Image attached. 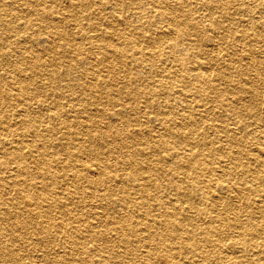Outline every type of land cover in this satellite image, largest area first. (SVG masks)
<instances>
[{"label":"bare ground","instance_id":"obj_1","mask_svg":"<svg viewBox=\"0 0 264 264\" xmlns=\"http://www.w3.org/2000/svg\"><path fill=\"white\" fill-rule=\"evenodd\" d=\"M140 1L125 0L124 3L128 6L136 5V9H139L137 16L139 23H136V30L130 32V37L129 34L128 37L124 35L117 37L118 33L112 21L108 20L105 27L92 23L95 14L103 16L106 13L103 0H0V33L3 36L0 37V46L7 41L6 31L17 36L13 40L15 49L8 54L13 59L7 62L16 72H12L10 80L0 76V86L4 85L0 88V98L6 107L0 112V132L6 131L0 138V161L5 164L4 170H0L2 173L0 180L7 182L3 187L9 192L15 188L20 189L22 196L31 200L33 208L39 209L37 217L41 215L42 209L46 214L49 213L52 204H62L61 198L71 199L75 192L84 193L86 197L95 201L94 214L97 216L76 218L80 230H75L67 224L66 219H58L60 224L57 225L56 219L32 222L29 221L30 218L23 217V215L29 216L28 214H22V217L14 214L9 223L14 230L22 234H8L6 238L1 221L6 220L10 209L9 202L3 201L0 203V207L4 209L0 212V264L9 257L14 264H37L35 261L37 255L23 262L24 248L33 244L26 242L30 240L26 234L28 232L41 234L46 242L49 238L50 242L55 241L59 236L66 238V242L59 246L60 250L54 252L51 257H47L46 250L39 248L41 256H45L39 264H167L168 261L171 262L170 264H264L263 116L257 117L251 114L253 121L259 124L255 130L258 133L255 134L261 139L241 141L242 137L226 130L225 136L229 144L218 143L216 146L202 138V140L198 139L199 149L196 151L190 145L186 149L184 145L180 147L172 145L167 149L149 150L148 142L145 147L140 146L142 144L140 132L117 124L122 121L123 116H126L125 108L128 107L127 100L120 101L121 91L125 85L126 92L131 94L128 98L150 96L149 101L154 102L155 95L168 93L173 95L175 109L178 110L181 106L184 107L186 102L182 99L185 94L171 92L164 84L163 78L157 80L155 87L147 86L145 82L141 83L144 85L142 90L137 86L128 87V84L140 83L141 77L147 73L144 70L145 66L154 65L156 61L153 53L163 50L160 44L162 45L163 36L167 32L159 34L156 31L154 36L150 35L149 33L152 32L147 31V28L151 18H156L157 24L160 18L156 17L158 14L169 15L173 24L177 26L180 36L188 32V23L183 16L185 12L180 6L172 5L166 0H150L152 4L147 3V5L155 11L151 16L149 10L145 11L147 9L145 4ZM203 1L209 6V15L216 9L210 3L218 1L223 8L228 5L227 0ZM52 7L57 10L54 12L56 16L49 13ZM10 13H14L16 25L8 18ZM254 18L255 16H249L232 20V17H229V24H221L219 19L214 17L210 20V27L226 30L223 39L231 40L238 46L245 45L249 41L264 44V23H259V19ZM69 20L75 23L73 24L76 29L75 35L71 33L69 24L66 25ZM40 23L51 24L46 36L48 39L42 38L46 41L42 47L38 43L39 36L44 31ZM28 26L38 29L32 34H25L24 28ZM191 28L192 32L198 34L202 32L200 23L196 22ZM84 29L87 31L85 32ZM258 29L262 31L259 32ZM247 30L249 31L246 32ZM59 31H63L65 35L62 41L57 37ZM81 31L82 36H80ZM78 38L80 40L76 42L75 39ZM203 39V36L197 41L189 42L173 39L166 47L171 51L177 48L181 52L185 49L186 52L183 54L169 51L167 55L175 62V66L188 69L192 65L190 70H193L195 66L193 63L197 60L193 57L195 52L191 45H195L197 50L203 53L204 59L212 58L206 46L200 42ZM32 41H36L37 44L33 46ZM129 43L133 50L127 48ZM69 45L75 46L78 52L70 50ZM251 48L246 46V50L243 49L244 53L235 54L234 59L238 62L235 65L236 70L224 67L217 71V76L222 77L223 81H231L228 89L237 95L228 99L230 108L243 105L248 96L257 95L260 85L257 80L260 78L253 80L246 74V67L256 71L259 66H263L264 54L258 56ZM149 50L151 53L148 52ZM94 52L102 55L103 60L108 64L111 63L108 61L110 58L113 62H120L126 67V74L131 73L125 76V84L119 82L120 85L112 84L111 77H109L111 80L103 78L102 91L108 97L111 96L108 100V105L112 106L110 112L104 108H96L95 113H91L90 108L85 105L77 109L74 105V107H65L70 111V116L77 117L70 118V116L64 117L61 111L56 110L57 107L46 110L42 106L43 101L38 99L41 84L35 78L41 75L42 67L46 69L47 78L51 80L57 79L62 82L68 77L72 80L73 76L69 73L58 71L56 55L60 53L68 57L69 62L64 65L69 68L71 62L78 57L94 69L108 67L98 66L93 57ZM45 54H48V58L44 57ZM217 57L218 55L214 59ZM128 63L136 65L138 69L130 67ZM93 67L89 66L88 70H93L94 73ZM204 73H193L189 80L174 72L169 77L179 80L184 88H189L206 80ZM234 75L238 77L233 78ZM193 78L197 80L196 83L190 82ZM20 82L26 83L21 92L19 91L20 96L25 97L30 94L29 96L37 100H34L33 106L25 102L21 103L18 109L13 110V117L10 118L8 117L10 114L8 108L11 107L9 92L13 86L10 88L9 85L11 83L18 85ZM204 86L208 87L206 84ZM30 87H33L31 92L28 91ZM225 89L224 86L219 93L223 94ZM202 90H197L198 96L201 95ZM26 91L29 93L25 94ZM217 98L216 94L210 100ZM157 103L159 105V102ZM115 105H118L119 109H114ZM248 105L250 109L255 107L251 101ZM210 110L214 112V108ZM191 117H187L185 123L173 125L171 123V126H165L166 133L160 141L170 142L172 137L183 136L187 145L192 137L190 131L187 133L185 131L196 123ZM44 118L47 122L59 120L51 125L48 131L55 128L62 134L71 133L70 128L74 127L73 125L76 127L90 125L88 133L85 130L88 143L84 144L85 138L77 145L84 156H82L84 161L79 159V155L71 152H67L62 157L56 151H49L47 145L39 147L34 144L38 137L34 135V139L27 131L34 127L36 130L34 134L39 135L37 140L43 139L41 137L44 135L36 126H48L47 122L38 123ZM205 118V114H202L198 119ZM23 126L27 131L21 130L16 133V130ZM10 128L13 133L10 132ZM251 134L252 132L248 136ZM26 136L33 138L29 140L30 143L22 142ZM112 143L115 144L114 147ZM150 147L157 148L159 145H150ZM103 148L105 150H102ZM100 149L102 151H99ZM91 151L98 152L93 154ZM49 162L55 165L51 170L48 167ZM39 166L41 171L38 172L36 167ZM3 172L7 173V176H3ZM152 173L158 174L157 177H152ZM61 174L63 182L59 185L56 177H60ZM36 175L40 176V179L32 183L30 178ZM68 180L74 187L72 191L65 187ZM171 182L177 186L176 190L172 189ZM234 195L239 198L238 202H233ZM108 198L110 201L108 207L115 204L116 210L112 211V208H109L107 213L102 204L100 206V202ZM136 208H141V214L144 215L133 214ZM95 218L97 225L93 222ZM101 224L103 227L98 228V231L96 228Z\"/></svg>","mask_w":264,"mask_h":264},{"label":"rangeland","instance_id":"obj_2","mask_svg":"<svg viewBox=\"0 0 264 264\" xmlns=\"http://www.w3.org/2000/svg\"><path fill=\"white\" fill-rule=\"evenodd\" d=\"M166 1H169L172 5L180 6L182 10L185 12L183 16L186 18L188 23V29H187L188 32L180 36V32L178 31L177 26L173 24V21L171 20L169 15L165 16L163 14H158V16L156 17L158 18L160 17L161 19L157 18L159 21L157 24L155 21L156 18L155 19L151 18L148 25L149 27L147 28V31L152 32L149 33L150 35L152 34V36H154L157 32L159 34L162 32H167L165 33V36H163L162 45L160 44V47H162L163 50L157 53H153V56L155 57L156 61L154 62V65L145 66L144 70L147 71V73H145V75L141 77L142 79H140L139 81L140 83H138L137 85L128 84V87L132 88L137 86L139 90H142L143 89L142 86H144L143 84L141 85L142 82L143 83L145 82L147 86L150 85L155 87L157 80L163 78L164 84L167 87H169L171 92H177L178 94L179 93L185 94L183 95L182 98L186 101L185 105L184 107L181 106L180 110L175 109V104L173 102L174 97L172 94L169 95L168 93L155 95L154 102L149 101V99L151 98L150 96L143 97V95H140L139 97L136 98H128L129 96H131V94H128V92H126L127 87L125 85L124 86L125 88L121 91L122 99L120 101L127 100L128 107L125 108L127 110L126 116H123L122 121L117 123L118 126H125V128L127 129H133L136 130L137 132H140L142 139V144L140 146L145 147L147 145L146 143L148 142L149 143L148 149L149 150L155 149V151H157L159 148H161V150L163 148L167 149L172 145H176L177 147L184 145L185 149L190 145L194 149V151H196L199 149V146H197L198 139L202 140V138H205L210 143H214L216 146H218V143L229 144V140H226V136H225L226 130H230L232 131V134L242 137L241 141H243L244 139L246 141L261 139L259 135L255 134L258 133L255 130L258 128L259 124L253 121L254 119L251 116V114L257 117L260 116L264 117V86H263L264 65L259 66L256 71L246 67L247 68L246 74L250 75L253 78V80L256 81L258 77L260 78L259 80H257V82H260L259 83L260 85L258 86L257 89L259 93L257 92V95H253V97H249V96L246 97L245 103L243 105H236L232 108H230L231 106L229 105L228 99L232 98L233 96L237 97V95L228 89V85H230L231 81L230 82L223 81L222 77L217 76V71L224 67H228L229 69L236 70L235 65L238 62L234 59L235 54L244 53L246 50V46H251L252 47L251 49L254 52H256L258 56H261V54H264V44H262V42L256 43V41L254 42L249 41L245 45H241L242 47L238 46L231 40L223 39L224 33L227 32L226 30L213 28V27L211 28L210 20L215 17L219 19L221 24L222 23L229 24L230 22L229 17L230 18L232 17V20L233 19L237 20L238 18L244 19L249 16H255L254 19H259V23H264V0H227L228 5L226 8H223L218 1H214L213 3L210 4L213 5V7H216V9H214V11H212L210 15H209L210 13L209 6L206 5L203 0H185V1L166 0ZM124 2L125 0H103L102 3H104V6L106 8V13L103 16L95 14L94 15L95 19H93L92 23H94V25L98 24L99 26L105 27L108 24V20H110L115 24L116 33H118L117 37H121V35L128 37V34L130 37L131 36L130 32L135 31L136 30L135 28L139 23V18H137L139 9H136L137 8L136 5L132 7V6H128ZM140 2H143V4H145V6L147 7V9L145 10L146 12L149 10L151 16L155 14V11L152 9V7L151 6L148 7L147 5V3L152 4L150 0H141ZM6 11L8 12V10ZM56 11H57L56 8L52 7L49 13L50 14L53 13V15L56 16V14H54V12ZM165 17H167V19ZM8 18H10L11 21H14V25H16L14 13H10ZM122 18L125 19L122 20ZM196 22L202 25V32H199V34L190 31L192 29L191 26L195 25ZM68 24L71 28V33L75 35L76 29L74 28L73 25L75 23H72V20H69L66 22V25ZM40 26L44 30L42 35H40L42 37L39 36L40 39H38L39 40L38 43H40V47H42L44 46V42H46L43 41L42 38H44L45 40L48 39L46 38V36L48 31L50 30L51 24L47 23L46 25L40 23ZM36 29L38 28H33V27L30 28L28 26L24 28V33L32 34L33 31H36ZM84 31L86 32L87 30L84 29ZM248 31L249 30H247L246 32ZM258 31L260 32L262 30L258 29ZM7 32L8 31L5 32L7 41L0 46V76L4 77L6 80H10L12 78V72H16V71L13 70V67L11 65L8 66L9 61L13 59V57L8 56V54L9 52H11L12 49H15L13 48L14 47L13 40L17 36H15L12 32H8V33ZM82 33L83 32L81 31L80 36H82ZM57 35H58L57 36L58 40L62 41V39L65 38L63 31L62 32L59 31ZM201 36H203L204 39L200 40V42H202V44L206 46V48L210 52V55L212 57L211 60L204 59L202 56L203 53L199 52L195 45H191L195 52L193 54V57L197 60V62L193 63L195 65L194 69L190 70V67L192 65L188 67V69H184L181 66L180 67L175 66V62H173L171 58L168 57L167 55L168 53H170L169 51H171L168 49V47H166L167 43L173 39H183L184 42L197 41ZM0 37H3L1 33H0ZM79 40H80L79 38L75 39L76 42H78ZM32 42H34L32 44L33 46L37 44L36 41H32ZM127 48L128 49L131 48V43H129V46H127ZM69 49L74 50L75 53L78 52V49L75 48V46L69 45ZM176 51L177 53H183V54H185L186 52L185 49L181 52L177 48L172 50L171 52L174 53ZM148 52L151 53L150 50ZM129 53H131V51H129ZM216 55H218V57L214 59ZM44 57L48 58V54H45ZM93 57H95V60L97 61L99 67L104 65V66H108L109 68L105 67L103 69L101 68L94 69L93 66H91L89 63H87L85 60L81 59L80 57H78V59H75V61L71 62L72 65L71 68H69L64 65L66 62H69L68 57L62 56L59 53L58 55H56L57 58L56 63L58 65L57 67L58 71L60 73H69L70 76H73L72 80H70L68 76H65L68 78L60 82V80L57 79L51 80L47 78V71L44 67H42L41 75L39 77L36 76L35 78H37V81H39V84H41L40 85L41 91L38 94V96L40 97H38V99L43 101L42 106L46 110L49 108L55 109L54 107H57L56 110L61 111V114L64 117L70 116V111H68L65 107L67 108H69L70 106L74 107V105L76 109L80 108L81 106L84 107L85 105L86 107L90 108L89 111H91V113H95L96 108H104L105 110L110 112L111 110L110 108L112 106L108 105V100L111 96L108 97V95L102 91L103 87L101 83L103 78L111 80L109 79V77H111L113 79L112 84L120 85V83L125 84L126 81L125 76L131 75V73L126 74V67L120 62L118 63L117 61L113 62L112 58L108 60L111 61V63L108 64L106 61L103 60V56L100 55L99 53L94 52ZM128 58L130 59V57ZM201 63H203V65ZM89 66L93 67V69L95 70L94 73L93 70H88ZM129 66L138 69V67L134 64H129ZM100 70H105V71L101 72ZM130 71H135V70L130 69ZM173 72L180 77H187L186 78L187 80L191 78V74L193 73L200 74L205 72L204 76L206 80L194 84L189 88L187 87L184 88L183 84L179 80L174 79L173 77H169L170 74ZM31 75L33 76V73H31ZM104 75L106 77H104ZM237 77L238 75L233 76V78H237ZM146 81H148V83ZM190 82L196 83L197 80L193 78L191 79ZM25 84H26L25 82H20L18 83V85L16 83H11L9 85L10 88L13 86L11 88V91L9 92L11 107L8 108L10 112L8 117L10 118L13 117V110L18 109L21 103L25 102L29 105L31 104L30 106H33V102L36 98L29 96L30 94L29 95L27 94L33 90L32 89L33 87H30V89H28L29 92L27 91L25 92V94H27L25 95V97H21L19 94V91L21 92L22 88L25 87ZM204 84L208 85V87L205 88ZM3 86H0V88H3ZM224 86L226 87V89L224 90L225 92L223 94H220L219 92H221V89H223ZM202 88L205 89L202 90ZM197 90H202L201 95L198 96ZM216 94L218 95V98L210 100L211 98H213V95ZM241 95H243V93ZM250 101L255 105V107L252 109H250L248 105ZM157 102H159V105ZM217 102L220 103L218 104ZM113 108L119 109V106L115 105ZM211 108H214L213 113L210 110ZM5 109L6 107L4 106V102H2L0 98V112H3ZM49 112L53 113L52 111ZM202 114H205L206 118L204 120H199L198 119L199 115ZM174 115L176 116L175 118ZM187 117H191L192 120L196 122L195 125H191L190 128H188L185 131V133L190 131V136L192 137V140L188 142L189 144L188 143L187 145L185 144L186 139L183 138V136L172 137L170 139V142L160 141L161 137H163V135L166 133L165 126H171V123L172 125L180 122L185 123ZM70 118H77V117L76 115H72L70 116ZM173 120H176V122H172ZM45 122L47 121L44 118V120L38 123H45ZM57 122H59V120L47 122L48 126L46 125L36 126L38 131H40L44 135L41 137L43 139L40 140H37L39 139V135L37 133L34 134V132L36 131L34 127L29 129L28 131L26 127L24 128V126L22 128L19 127V129L16 130V133L20 132L21 130H24L25 132L27 131L28 134H30L34 139H35L34 135L38 137L37 139H35L36 142V143L34 142L35 145L39 147L47 145L46 148H48L49 151L51 150L56 151L58 155L62 157H64V155L67 152H71L74 155L77 156L79 155V159L84 161V158H82L83 154L77 148V145L81 141H84L85 138H86V142L84 144L88 143L87 141L88 135H86L85 130L88 133V131L90 130V125L87 126L80 125L78 127L73 125L74 127L70 128L71 133L68 134L66 133L62 134L61 132H59V129L56 130L55 128H51L50 131H48L50 126L56 124ZM10 132L13 133L11 128H10ZM251 132L252 134L248 136V134ZM3 133H6V131H4ZM3 133L0 132V138L3 137ZM32 137L30 138L29 136H26V138L22 142L30 143L29 140L30 139L32 140L33 139ZM157 144L159 145V147L157 148L150 147V145H157ZM111 145L114 147L115 144L112 143ZM102 150L105 149L103 148ZM102 150L100 149L99 151ZM91 152L93 154H96L98 151L97 152L91 151ZM0 153H1V145H0ZM2 159L4 161L6 160V158L5 159L2 158ZM8 163L10 164V162ZM53 166H55L54 163L49 162L48 167L50 168V170L53 168ZM4 168H5V164H3L0 161V170L2 169L4 170ZM36 168H38V172L41 171L40 166ZM0 175H2V173H0ZM157 175L158 174L155 173L151 174V176L154 178H156ZM3 176H7V173L3 172ZM56 178L60 185L63 182L62 174L60 177H56ZM39 179L40 176L36 175V176H32L30 178V181L32 183H36L37 181H39ZM6 183H7L6 180L3 179L0 180V203L3 201L7 203L9 202L8 208L10 209L8 211L6 220L1 221L4 227L3 234L5 235L6 238L8 234L10 235L17 233L22 234V232L14 230V228L9 223L11 222L10 218H12L14 214L15 215L18 214L19 216H21L22 214H28L29 216L23 215V217L30 218L29 221L32 222L37 220L56 219L55 222L57 225L60 224V221L58 219H66L67 224H69L75 230H80L79 221H76V218L97 217L94 214L95 205H96L95 201H93V199L86 197L85 194L81 192L73 193V197L71 199L66 200L64 198H61L62 204H52L53 205V206L51 205L52 209L49 210V213L47 214L42 209L41 215L37 217L39 209L33 208L31 200L24 198L22 196V191L20 189L15 188L11 192L6 191V188L3 187ZM171 184H173L172 189L176 190L177 186L174 184V182H171ZM65 187H68L69 190L71 191L74 189V187L69 182V180L67 181V185ZM237 199L239 200V198L234 195L233 202L234 203L238 202ZM108 202H110L109 198L104 199L102 200V202H100V206L102 204V206L104 207V211L108 213L109 208H112V211L116 210L114 208L115 205L113 204L114 202L112 203L113 204L112 207H108ZM1 206L4 207V205L2 204ZM140 209L141 208L134 209L133 214L143 216L144 214H141L142 210ZM3 210L4 209L0 207V212ZM133 218L135 217L133 216ZM93 222H95L94 225L98 224L96 218L93 220ZM102 227L103 226L101 224L96 229L98 228L101 229ZM26 234L30 237V240L26 242L29 244L32 243L33 244L24 248L22 253L24 258L23 262L26 261L27 258L32 257L33 255L34 256L37 255L35 261H37V264H39L40 262H42V259H44L45 257V256H41V253H39L41 251L40 250L38 251L39 248L46 250L48 252V254H46L47 257H51L53 256L54 252L60 250L59 246L63 245L66 242L65 237L59 236L53 242H50L49 240L50 238H49L46 242L44 241V238L41 234H36L32 232H28ZM2 241L4 240L2 239ZM92 246H94V244H92ZM28 253L29 256H27ZM170 263L171 262L169 261L167 262V264ZM3 264H14V262L12 261L11 257H9L8 259L4 260Z\"/></svg>","mask_w":264,"mask_h":264}]
</instances>
